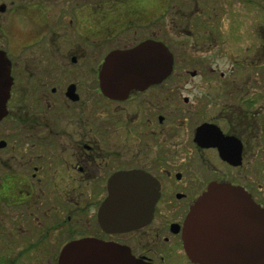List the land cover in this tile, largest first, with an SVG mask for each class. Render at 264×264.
Listing matches in <instances>:
<instances>
[{
    "label": "flooded vegetation",
    "instance_id": "obj_1",
    "mask_svg": "<svg viewBox=\"0 0 264 264\" xmlns=\"http://www.w3.org/2000/svg\"><path fill=\"white\" fill-rule=\"evenodd\" d=\"M158 43L172 67L156 79ZM140 47L141 70L106 85V62ZM0 51V264H61L68 246L70 264H202L187 217L213 183L264 219V0H0ZM208 211L199 248L253 264L254 208Z\"/></svg>",
    "mask_w": 264,
    "mask_h": 264
},
{
    "label": "water",
    "instance_id": "obj_2",
    "mask_svg": "<svg viewBox=\"0 0 264 264\" xmlns=\"http://www.w3.org/2000/svg\"><path fill=\"white\" fill-rule=\"evenodd\" d=\"M156 46V45H154ZM148 49V47H147ZM142 50H146V47H140L138 49H134L132 52L124 53V54H116L113 56L108 62H106L104 66V81L108 82V79L105 77L114 75V72H117L116 77H112L110 81H116L113 86L119 85V81L121 79V72H132L136 74L141 70L142 66ZM146 63L148 66H151L152 70L158 73L156 79L160 77L161 74L164 75L165 72L171 70L172 67V57L169 53L168 49L162 44L158 43L156 46V53L151 55L150 53H146ZM11 76H10V66L9 60L6 57L5 53L0 51V119L6 114V100L9 96L10 85H11ZM126 80L133 85L135 81H141L140 78L133 76H126ZM122 81V80H121ZM120 81V82H121ZM137 82V83H138ZM113 199L117 198L115 192L113 194ZM248 199L249 203H238V204H230V200H245ZM240 202V201H238ZM248 206L254 208L255 221H261L264 223V219L259 217L262 212L257 211L258 206L252 201L250 195L241 187L231 185L229 183H213L208 187V189L198 198L195 205L192 207L188 217V246L187 251L189 255L196 261L201 262L202 264H218L215 260V255L210 253L209 251H202L199 248L200 242V232H199V223L201 221L207 220L205 216L208 215V209H213V214H219V209L221 207H229V208H242L243 206ZM140 209H143L140 206ZM142 218L146 215V211H142ZM214 214V215H215ZM221 214V213H220ZM246 212H244V215ZM135 223H142V220H136ZM111 225H115L116 227H125L130 225V220L119 219L118 215L110 220ZM70 246L65 248L61 255V264H70V254H69ZM257 251L254 253L253 264H264V252ZM240 260H238L239 262ZM136 264H146L144 262H137ZM246 264V263H245Z\"/></svg>",
    "mask_w": 264,
    "mask_h": 264
}]
</instances>
